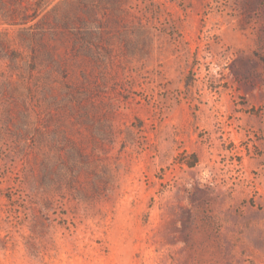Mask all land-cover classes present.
<instances>
[{
  "label": "rangeland",
  "instance_id": "rangeland-1",
  "mask_svg": "<svg viewBox=\"0 0 264 264\" xmlns=\"http://www.w3.org/2000/svg\"><path fill=\"white\" fill-rule=\"evenodd\" d=\"M0 264H264V0H0Z\"/></svg>",
  "mask_w": 264,
  "mask_h": 264
}]
</instances>
